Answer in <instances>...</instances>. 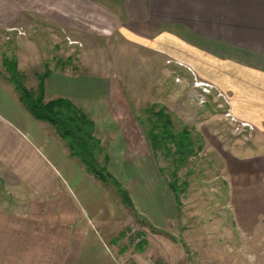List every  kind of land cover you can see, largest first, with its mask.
Returning a JSON list of instances; mask_svg holds the SVG:
<instances>
[{
	"label": "crops",
	"instance_id": "obj_1",
	"mask_svg": "<svg viewBox=\"0 0 264 264\" xmlns=\"http://www.w3.org/2000/svg\"><path fill=\"white\" fill-rule=\"evenodd\" d=\"M117 4L0 0V27L20 18H38L44 23L41 32L58 37L62 32H87L92 17L114 23L124 32L140 33L148 27L153 43V34L159 32L187 49L213 50L219 58L205 53L203 58L213 68L229 69L224 81L235 92L232 111H243L241 100L249 111L246 118L264 124V70L257 73L245 67L264 64V0H117ZM215 50H226L228 55ZM67 58V62L72 59ZM70 65L50 69L44 80L45 98H69L93 119L95 133L109 155L108 169L128 190L137 213L88 173L54 128L25 110L16 92L4 96L1 89L0 181L16 207L0 210V264H116L115 258L130 251L129 216L143 215L149 226L160 231L173 218V193L152 156L128 142L126 126L108 103L110 92L101 84L92 88L88 78L78 76ZM6 87L12 93V84ZM258 104L263 106L259 118ZM139 235L146 244L140 251L135 244L138 255L148 245L146 235Z\"/></svg>",
	"mask_w": 264,
	"mask_h": 264
},
{
	"label": "rangeland",
	"instance_id": "obj_2",
	"mask_svg": "<svg viewBox=\"0 0 264 264\" xmlns=\"http://www.w3.org/2000/svg\"><path fill=\"white\" fill-rule=\"evenodd\" d=\"M103 1L118 5L117 0ZM43 24L38 18H20L11 26L0 27L1 94L16 92L14 87L12 93L6 87L10 83L4 77V56L16 58L27 87H35L36 73L46 66L54 69L72 63L92 88L101 84L110 92L108 103L126 126L128 142L136 148L152 156L145 133L148 108L165 107L174 126H186L195 141L194 152L176 171L177 184L184 191L179 202L174 201L171 223L160 231L149 226L143 215L129 216L130 260L139 264L147 257L161 264H264V124L246 118L249 111L241 100L243 111H232L235 92L224 81L229 69L213 68L203 53L219 56L213 50L187 49L159 32L153 34V43L148 27L140 33L124 32L99 18L88 17L87 32H62L58 37L41 32ZM13 27L24 34L8 30ZM215 51L228 55L226 50ZM67 56L72 58L69 62ZM245 67L260 73L264 70L260 63ZM258 108L259 118L263 106L258 104ZM151 158L161 176L171 179L173 164L162 152ZM14 200L0 181V210H15ZM131 232H141L148 240L139 255Z\"/></svg>",
	"mask_w": 264,
	"mask_h": 264
},
{
	"label": "trees",
	"instance_id": "obj_3",
	"mask_svg": "<svg viewBox=\"0 0 264 264\" xmlns=\"http://www.w3.org/2000/svg\"><path fill=\"white\" fill-rule=\"evenodd\" d=\"M4 77L13 85L18 100L33 118L50 124L57 135L64 141L69 154L75 158L85 170L106 184L111 194L116 196L126 208L137 213L134 209L130 194L118 179L109 171V155L105 146L95 133L93 119L73 101L66 97L46 99L44 80L50 74V69L36 73L35 87L24 84V74L18 68L15 57L2 59ZM148 126L145 133L150 145L151 154L156 157L161 151L164 158L173 164L171 179H166L173 193L176 203L180 200V193L184 187L177 184L176 171L183 166L188 157L194 152L195 141L186 126L176 128L171 115L165 107L158 110L148 108L145 110ZM181 184L186 185L183 181ZM146 242L143 240L136 244L137 250H142Z\"/></svg>",
	"mask_w": 264,
	"mask_h": 264
},
{
	"label": "built area",
	"instance_id": "obj_4",
	"mask_svg": "<svg viewBox=\"0 0 264 264\" xmlns=\"http://www.w3.org/2000/svg\"><path fill=\"white\" fill-rule=\"evenodd\" d=\"M8 30L9 31L15 30V31H17L18 34H24V30L16 28V27L9 28ZM228 115H230V113ZM243 125L250 127V125L248 123H244ZM129 235H131L133 242L135 244L140 242L141 235H137L134 232L129 233ZM129 256H130V258H129ZM129 256L126 255V256H121V257L115 258L116 264H139V263H136V262L130 260L131 256H133V255L129 254ZM140 264H161V262L159 260H156L155 258L147 257L144 260H142Z\"/></svg>",
	"mask_w": 264,
	"mask_h": 264
}]
</instances>
